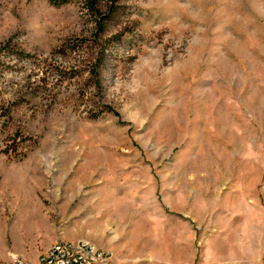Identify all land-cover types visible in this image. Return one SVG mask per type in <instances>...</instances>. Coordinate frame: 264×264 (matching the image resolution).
<instances>
[{
	"label": "rangeland",
	"instance_id": "1",
	"mask_svg": "<svg viewBox=\"0 0 264 264\" xmlns=\"http://www.w3.org/2000/svg\"><path fill=\"white\" fill-rule=\"evenodd\" d=\"M108 1L0 0V264H264V0Z\"/></svg>",
	"mask_w": 264,
	"mask_h": 264
},
{
	"label": "built area",
	"instance_id": "2",
	"mask_svg": "<svg viewBox=\"0 0 264 264\" xmlns=\"http://www.w3.org/2000/svg\"><path fill=\"white\" fill-rule=\"evenodd\" d=\"M34 264H117L109 251L90 241H62L45 250Z\"/></svg>",
	"mask_w": 264,
	"mask_h": 264
},
{
	"label": "trees",
	"instance_id": "3",
	"mask_svg": "<svg viewBox=\"0 0 264 264\" xmlns=\"http://www.w3.org/2000/svg\"><path fill=\"white\" fill-rule=\"evenodd\" d=\"M50 2L54 3V4H57V5H60V4H63V3H66V2H69L71 0H49ZM86 5H87V8L95 15H101V2L102 0H84ZM117 0H109L108 1V4H109V7L112 6L113 3H115ZM102 17V15H101ZM104 27V24L103 22L101 21V18L98 19V29H102Z\"/></svg>",
	"mask_w": 264,
	"mask_h": 264
}]
</instances>
